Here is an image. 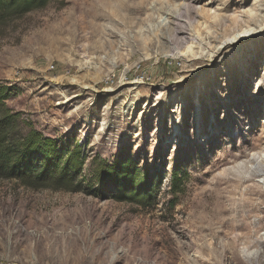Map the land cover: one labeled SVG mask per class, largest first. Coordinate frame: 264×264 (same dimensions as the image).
<instances>
[{
  "label": "rangeland",
  "instance_id": "rangeland-1",
  "mask_svg": "<svg viewBox=\"0 0 264 264\" xmlns=\"http://www.w3.org/2000/svg\"><path fill=\"white\" fill-rule=\"evenodd\" d=\"M0 82L43 136L160 179L146 208L0 180V264L264 256L239 240L240 194L258 186L249 224L264 244V0H49L0 32Z\"/></svg>",
  "mask_w": 264,
  "mask_h": 264
},
{
  "label": "trees",
  "instance_id": "trees-1",
  "mask_svg": "<svg viewBox=\"0 0 264 264\" xmlns=\"http://www.w3.org/2000/svg\"><path fill=\"white\" fill-rule=\"evenodd\" d=\"M49 0H0V32L26 14L44 7ZM18 94L17 88L0 82V180L15 181L29 189L51 188L70 193L83 192L102 200H115L151 207L160 179L130 161L112 162L86 159L84 144L70 137L49 138L30 122H22L18 112L6 102ZM178 168L170 187L178 189V178L186 172Z\"/></svg>",
  "mask_w": 264,
  "mask_h": 264
},
{
  "label": "bare ground",
  "instance_id": "bare-ground-1",
  "mask_svg": "<svg viewBox=\"0 0 264 264\" xmlns=\"http://www.w3.org/2000/svg\"><path fill=\"white\" fill-rule=\"evenodd\" d=\"M209 4H211V2ZM251 23L252 24L249 27H253V29L250 31V34H253L254 32H257L258 29H260L261 24L259 23L258 19L251 20ZM235 40L236 38H233L232 41L234 42L240 41V39L236 41ZM256 174L255 172H253V174H250L249 176L251 178H255L258 176ZM258 189H259L258 186H253L251 188H246L240 194L239 208H240L241 216L239 217V222H240L239 240L242 242L243 249L246 253H249L252 250H255L257 252L262 247V245H264L262 242L251 240L252 237L256 238L257 234L260 232L261 229L255 228L254 231L250 232V224H249L251 215L254 214L257 209V206L253 204L254 203L253 198L258 195ZM260 197L261 199H263L264 195L260 194ZM253 260H256L257 264H264V256L258 253H256V256H252V258L245 257L241 264H249V262Z\"/></svg>",
  "mask_w": 264,
  "mask_h": 264
},
{
  "label": "built area",
  "instance_id": "built-area-1",
  "mask_svg": "<svg viewBox=\"0 0 264 264\" xmlns=\"http://www.w3.org/2000/svg\"><path fill=\"white\" fill-rule=\"evenodd\" d=\"M114 80H115V79H114V75H111V76H109V77L107 78L105 84H106L107 86H109V85H113Z\"/></svg>",
  "mask_w": 264,
  "mask_h": 264
}]
</instances>
